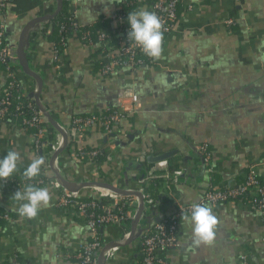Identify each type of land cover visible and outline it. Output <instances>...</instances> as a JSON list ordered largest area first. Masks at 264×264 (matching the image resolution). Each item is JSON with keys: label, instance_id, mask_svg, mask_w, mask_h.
<instances>
[{"label": "crops", "instance_id": "crops-1", "mask_svg": "<svg viewBox=\"0 0 264 264\" xmlns=\"http://www.w3.org/2000/svg\"><path fill=\"white\" fill-rule=\"evenodd\" d=\"M58 1L10 0L0 11L7 41L17 47L16 74L28 97L36 98L33 91L38 87L40 102L55 123L65 127L75 115L115 108L121 90L129 89L140 99L138 111L113 135L95 127L83 144L69 143L75 151L101 149L107 156L89 163L76 160L68 150L60 155L63 179L88 185L80 190L82 198L96 197L89 187L94 182L139 193V180L154 166L148 158L165 153H174L166 160L168 171H182V175L146 183L150 196L161 202L144 205L145 226L176 212L178 205L170 194L182 205L195 204L208 188L241 184L252 167L264 180V0H187L154 65L108 77H102L99 64L93 62L98 48L73 35L56 62L50 37L54 26L52 20L43 21L25 32L27 71L19 50L22 33L29 24L55 14ZM125 1L83 0L77 21L82 27L100 22L105 26ZM229 18L234 20L231 27L225 24ZM7 81V71L0 64V93ZM48 127L51 134L59 132L50 122ZM203 147L209 150V162ZM9 151L21 156L13 175L21 176L38 158L30 132L12 118L0 123V159ZM171 164L177 166L174 172L169 170ZM40 175L52 179L54 174L45 163ZM156 180H161L157 188L152 185ZM11 186L0 180V211L13 218L0 224V264H76L70 255L89 240L86 223L57 207L59 193L50 185L35 186L49 190V206H42L35 219L21 217L18 209L25 201L13 198L17 191ZM127 197L132 206L134 196ZM210 208L219 222L213 243L193 247V225L181 220L179 246L167 252L169 264H244L242 257L247 264H264L261 214L243 202ZM132 225L130 221L105 227L103 242L111 246L122 241ZM140 251V241L132 237L104 264H139Z\"/></svg>", "mask_w": 264, "mask_h": 264}, {"label": "built area", "instance_id": "built-area-1", "mask_svg": "<svg viewBox=\"0 0 264 264\" xmlns=\"http://www.w3.org/2000/svg\"><path fill=\"white\" fill-rule=\"evenodd\" d=\"M64 0H62L63 2ZM69 4L70 35L79 37L82 43L92 48H98L99 53L94 59L95 64H99L102 77L111 76L119 71L129 69L138 70L142 66L154 65L158 59L147 56L143 53L140 46L134 40H129L128 32L130 24L128 15L121 4L119 8L110 16L107 25H103L96 33V38L91 31H83L82 26L77 21V11L83 0H66ZM127 1V0H126ZM135 4L134 11H139V6H144V10L154 12L162 21V31L164 39L173 33L175 25L179 19L180 10L187 0H133ZM9 0H0V11H5ZM189 9L193 5H188ZM227 27L234 25V20L229 18L225 21ZM65 27H61L64 31ZM68 36V37H69ZM67 37V39H68ZM67 39L63 40L62 50L59 45L53 42L54 59L57 62L63 55L67 46ZM16 45L7 41V31L3 23H0V64L3 65L8 74V81L0 93V123L7 119H15L17 123L26 131L30 132L32 147L38 157H42L53 174L63 178L61 169L58 166V156L53 162L52 157L59 153L61 149L66 148L65 135L69 143H84L88 133L95 127L107 135H113L116 128L126 119H129L139 109V96L129 89L121 90L118 94L117 106L99 113H90L87 115H75L72 117L68 127L58 125L60 131L57 134H51L48 124L49 120L44 112H47L43 104L36 98L40 89L36 87L33 91L36 98L28 97L24 92L21 82L16 74L17 57L15 51ZM54 143H48L49 138ZM76 160H86L89 163H96L99 157L107 156L101 149H85L84 147L74 150L70 146L67 149ZM204 155H207L206 161L209 162L210 153L207 147H203ZM144 156V155H143ZM146 156V155H145ZM144 156V158H145ZM110 159V158H109ZM162 171V172H159ZM182 171L171 174L168 171V162L163 161L154 164L144 179L139 180L141 185L139 193L145 199V205L160 206V200L154 199L148 193L146 183L155 179H178ZM97 176V174L95 175ZM47 178V176H44ZM45 181L38 180L37 184L50 185L58 190L57 207L65 213L83 220L89 230V240L84 243L80 250L70 255L76 264H102L105 263L114 250L103 252L106 244L103 242L101 231L109 226L127 225V221H134L140 213L141 199L134 196L132 206L125 209L123 200L125 196L108 189L104 186H95L93 189L97 192L95 198H82L80 191L63 184L57 177ZM4 182L12 185L16 191L25 188V180L14 183L10 178ZM101 183V182H100ZM130 192H133L129 190ZM138 192V191H137ZM178 205L176 212L168 217H162L161 220L153 226H145L144 220L138 224L134 238L141 244V259L139 264H169L167 252L170 249L179 246V228L182 212L190 215L192 206L203 204L205 206L216 207L229 202H243L250 204L257 212L261 214L264 224V180H262L256 170L250 168L239 185H224L221 188H208L200 201L191 205H182L177 198L170 194ZM13 218L9 213L0 211V223H10ZM129 235V234H128ZM128 235L124 238L126 239ZM114 243L119 245L123 242ZM244 264L245 257H242ZM10 264H20L17 261Z\"/></svg>", "mask_w": 264, "mask_h": 264}, {"label": "clouds", "instance_id": "clouds-1", "mask_svg": "<svg viewBox=\"0 0 264 264\" xmlns=\"http://www.w3.org/2000/svg\"><path fill=\"white\" fill-rule=\"evenodd\" d=\"M128 23L130 24L129 40H134L147 56L160 58L164 39L161 19L154 12L142 9L129 13ZM20 160L21 156L16 151H9L3 159H0V180H9L18 171ZM44 164L45 160L42 157L33 159L24 170L23 177L32 180L39 176ZM13 198L17 201H25L18 211L21 217L28 219H35L41 207L49 206L51 200L47 188H37L32 184L26 185L23 190H18ZM181 220L193 225V247L211 244L215 240L219 222L210 207L195 204L192 206L190 215L182 212Z\"/></svg>", "mask_w": 264, "mask_h": 264}, {"label": "water", "instance_id": "water-1", "mask_svg": "<svg viewBox=\"0 0 264 264\" xmlns=\"http://www.w3.org/2000/svg\"><path fill=\"white\" fill-rule=\"evenodd\" d=\"M58 5H59L58 11H57L55 14H53L52 16L47 17V18H45V19H41L40 21H37V22H35V23H31V24H29L27 27H25V29H24V31H23V33H22V36H21V39H20V43H19V50H20V52H21V54H22V56H23V61H24V63H25V68L27 69V71H29V66H28V63H27V57H26V54H25V45H24L25 32H26L31 26H33V25H35V24L41 23V22H43V21H51V20H53L54 18H56V16L61 12V10H62V8H63V2H62V0H59V1H58ZM32 76H33V75H32ZM33 77H34V76H33ZM40 96H41V93H40V94L37 96V98H36L37 103L40 101ZM44 114H45V116L48 118L49 122H50V123H51V124L57 129V130L60 131L59 126L55 123V121H54L53 117L50 115V113H48V112H44ZM63 137H64V139H65V141H66V148H65L63 151H61V152L55 154V155L52 157L51 162H53V161H54L58 156H60L62 153H65L66 150H67L68 147H69V140H68V138H67L65 135H63ZM172 155H174V153H165V154H163V155H161V156H158V157H149V158H148V161H149L150 163H154V164H156V163H159V162H163V161L168 160ZM54 175H55V177H57V178H58L63 184L68 185V186L74 188L75 190H79V191H80L81 189H83V188H85L86 186H88V185H81V184H79V183H75V182H70V181H68V180H66V179H63L61 176L57 175L56 173H55ZM95 186H104V187H106V188H108V189H111V190H113V191H115V192H117V193H119V194H121V195H123V196H125V197H127V196H137V197H139V198L141 199V208H140L141 211H140V213L138 214L137 218L133 221L132 230L130 231L128 237L125 239V241H123V242L120 243L119 245H115V244H113V245H111V246H107V247H105V248L103 249V251H102V253H103V252H107V251H109V250H115V249L118 248V246H123L124 244H127V243L132 239V237L134 236V234H135V232H136V230H137V227H138V224H139V222H140V220H141V217H142V215H143V210H144V205H145V199H144V197H143L140 193H138V192H137V193H135V192H127V191H125V190H123V189L117 188V187H115V186H113V185H111V184H108V183L94 182V183L89 184V187H95Z\"/></svg>", "mask_w": 264, "mask_h": 264}, {"label": "trees", "instance_id": "trees-1", "mask_svg": "<svg viewBox=\"0 0 264 264\" xmlns=\"http://www.w3.org/2000/svg\"><path fill=\"white\" fill-rule=\"evenodd\" d=\"M123 5H124V9L126 10L127 15L134 11L135 4H134L133 0L125 1ZM68 11H69V4H68V2L66 0H64L63 1V8H62L61 12L56 16L55 19L52 20V24L54 26V29H53V33H52V35L50 37H52L53 42H55L56 44L59 45V48L61 50L63 48V46H62L63 40L62 39L64 38V40H66L67 37L70 34L71 23L69 21V13H68ZM62 26L65 27L64 31H61V27ZM102 26H103V24L100 22V23H98L97 25H94V26L82 27V29H83V31H91L93 33V36L96 38V33ZM151 168H152V166L149 169H151ZM169 170L171 172H174L175 170H177V166L171 164L170 167H169ZM159 172H162V171H159ZM10 179L14 183H17V182L25 180L27 183L32 184L34 186H43V185L37 184L38 180H41V179H43L45 181L48 180L47 178H45L44 176H41V175L35 177L32 180H28V179L23 177V173H22L21 176H19L18 174L13 175V176L10 177ZM160 183H161V180H156V181H154V183L152 185L157 188ZM130 199H131L130 197H125L124 198L123 203H125V209L128 207V205H129L128 201ZM129 222L127 221V224ZM0 224H3V223H0Z\"/></svg>", "mask_w": 264, "mask_h": 264}, {"label": "rangeland", "instance_id": "rangeland-1", "mask_svg": "<svg viewBox=\"0 0 264 264\" xmlns=\"http://www.w3.org/2000/svg\"><path fill=\"white\" fill-rule=\"evenodd\" d=\"M48 143H54V140L52 139V137L51 138H49V142ZM58 165H59V163H58ZM53 179V178H52Z\"/></svg>", "mask_w": 264, "mask_h": 264}, {"label": "bare ground", "instance_id": "bare-ground-1", "mask_svg": "<svg viewBox=\"0 0 264 264\" xmlns=\"http://www.w3.org/2000/svg\"><path fill=\"white\" fill-rule=\"evenodd\" d=\"M61 151H63V149H61L60 152H61ZM62 157H63V156H62ZM81 195H82V194H81ZM123 235H124V234H123ZM123 241H125V239H124ZM102 264H104V263L102 262Z\"/></svg>", "mask_w": 264, "mask_h": 264}]
</instances>
